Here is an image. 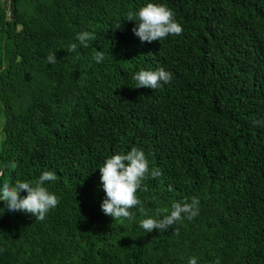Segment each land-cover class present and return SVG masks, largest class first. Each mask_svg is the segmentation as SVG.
Instances as JSON below:
<instances>
[{"label": "trees", "instance_id": "trees-1", "mask_svg": "<svg viewBox=\"0 0 264 264\" xmlns=\"http://www.w3.org/2000/svg\"><path fill=\"white\" fill-rule=\"evenodd\" d=\"M147 3L167 5L182 34L142 43L127 20ZM81 31L95 39L68 53ZM158 67L169 84L135 88L136 72ZM253 121L264 122V0H0V167L17 165L0 185L54 171L45 187L59 198L43 221L0 201V264H264V123ZM132 147L163 174L144 180L135 218L115 222L98 168ZM191 197L192 221L139 227Z\"/></svg>", "mask_w": 264, "mask_h": 264}, {"label": "clouds", "instance_id": "clouds-1", "mask_svg": "<svg viewBox=\"0 0 264 264\" xmlns=\"http://www.w3.org/2000/svg\"><path fill=\"white\" fill-rule=\"evenodd\" d=\"M127 21L134 22L135 27L132 32L142 43L160 41L169 35L179 36L183 32L182 26L175 19V13L165 4L147 3L138 11L129 13ZM94 39L93 33L81 31L75 37L76 42L67 46V51L79 55L77 49L87 48L88 42ZM93 58L96 63H101L104 59V52L96 51ZM47 62L49 64L58 62L55 52L48 54ZM172 76L171 72L158 67L156 70H140L133 75L132 79L135 81V88L156 90L169 84ZM260 123L264 122L253 121L254 126ZM16 167L14 162L0 167V178L5 175L8 168L15 169ZM98 169L100 185L105 193L100 208L104 215L121 223L124 220L131 221L135 218L131 210L142 204L136 193L138 190L147 191V188L143 187L144 180L149 175L156 179L163 174L160 169L150 170L143 150L136 147H132L126 153L117 152L109 156ZM56 179L57 175L54 171L45 170L35 181L17 179L14 183L4 182L0 185V201L5 202L8 212H22L31 215L37 221H43L47 213L59 203V198L45 187L46 182H54ZM168 191H173L171 185L168 186ZM21 193H26V195L21 196ZM156 211L155 217L147 216L139 221V227L147 233L153 230L167 232L184 219L192 221L199 215V198L191 197L176 201L171 204L170 208ZM174 229L173 234L178 236L179 229ZM187 264H198L197 258L190 257Z\"/></svg>", "mask_w": 264, "mask_h": 264}, {"label": "built area", "instance_id": "built-area-1", "mask_svg": "<svg viewBox=\"0 0 264 264\" xmlns=\"http://www.w3.org/2000/svg\"><path fill=\"white\" fill-rule=\"evenodd\" d=\"M4 3H6L7 7L10 8L13 0H2Z\"/></svg>", "mask_w": 264, "mask_h": 264}, {"label": "water", "instance_id": "water-1", "mask_svg": "<svg viewBox=\"0 0 264 264\" xmlns=\"http://www.w3.org/2000/svg\"><path fill=\"white\" fill-rule=\"evenodd\" d=\"M15 12H16V10H15Z\"/></svg>", "mask_w": 264, "mask_h": 264}]
</instances>
